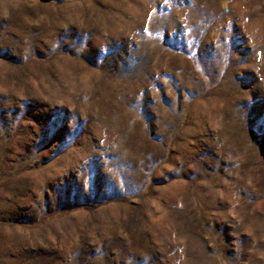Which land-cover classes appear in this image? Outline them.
<instances>
[{
  "label": "rangeland",
  "instance_id": "obj_1",
  "mask_svg": "<svg viewBox=\"0 0 264 264\" xmlns=\"http://www.w3.org/2000/svg\"><path fill=\"white\" fill-rule=\"evenodd\" d=\"M0 264H264V0H0Z\"/></svg>",
  "mask_w": 264,
  "mask_h": 264
}]
</instances>
